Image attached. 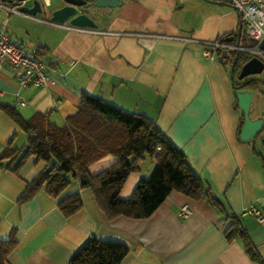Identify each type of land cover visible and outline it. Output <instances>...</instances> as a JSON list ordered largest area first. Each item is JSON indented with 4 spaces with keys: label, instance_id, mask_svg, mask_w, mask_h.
<instances>
[{
    "label": "crops",
    "instance_id": "0c3cea01",
    "mask_svg": "<svg viewBox=\"0 0 264 264\" xmlns=\"http://www.w3.org/2000/svg\"><path fill=\"white\" fill-rule=\"evenodd\" d=\"M121 3L103 10L106 17L95 19L97 28L84 30L52 24V11L62 6L53 0L42 2L45 11L36 20L0 10V30L34 50L55 82L44 89L20 87L5 66L0 103L24 118L49 112L58 126L78 111L82 92L143 114L186 156L219 205L208 195L193 199L172 191L146 219L110 221L91 191L75 184L70 192H80L83 206L65 217L58 200L43 190L30 202H18L43 166L30 158L18 174L0 167V239L14 232L17 242L6 264H68L89 237L125 245L129 253L121 264H264V223L245 214L251 208L264 214V85L249 82L258 76L231 80L233 60L219 61L222 51L212 55L205 44L239 40L249 47L243 27L238 37V13L219 0ZM11 139L15 148L27 143V135L0 110V154ZM115 162L105 156L89 172L96 175ZM154 164L150 157L141 161L119 197L130 198ZM184 205L191 210L187 217L180 215ZM230 229L243 235L236 231L229 240ZM243 238L262 263L251 258Z\"/></svg>",
    "mask_w": 264,
    "mask_h": 264
},
{
    "label": "trees",
    "instance_id": "16d2710c",
    "mask_svg": "<svg viewBox=\"0 0 264 264\" xmlns=\"http://www.w3.org/2000/svg\"><path fill=\"white\" fill-rule=\"evenodd\" d=\"M248 41L247 45L252 47L254 43ZM248 55L238 53L235 72L251 58ZM258 81L253 78L249 82L256 85ZM0 110L27 135V143L22 148H15L13 139L7 143L0 154V167L18 174L30 158L43 165L26 183L18 200L20 204L30 202L43 190L58 200L59 210L70 217L83 206L80 192H70L79 184L80 190L91 191L96 205L110 221L119 216L146 219L172 191L193 199L208 195L212 204L219 205L191 170L186 156L155 121L143 114L124 111L86 92L81 93L78 111L68 116L62 126L51 120L49 112H36L24 118L14 107L2 103ZM108 155L116 158V162L92 175L89 167ZM146 157L155 163L151 175L138 182L130 198L121 199L119 194L127 178L140 171L139 164ZM236 231L243 235L238 229H230L227 232L229 240ZM244 240L251 258L262 263L249 241ZM16 246L14 232L7 240L0 239V264H6ZM128 253V248L121 243L89 237L68 264H121Z\"/></svg>",
    "mask_w": 264,
    "mask_h": 264
},
{
    "label": "built area",
    "instance_id": "2783aa9c",
    "mask_svg": "<svg viewBox=\"0 0 264 264\" xmlns=\"http://www.w3.org/2000/svg\"><path fill=\"white\" fill-rule=\"evenodd\" d=\"M219 1L229 3L238 13L245 35L254 45L244 48L240 44L235 45L219 40L208 41L205 44L210 49L209 53L212 55L218 51H228L231 54L247 53L251 57H257L264 63V48L260 46L261 42L264 41V0ZM19 6H21V3L18 0L12 1V3L0 0V10L7 14H15L30 20H36L33 16L21 12ZM72 29L84 30L78 27ZM230 62L232 64L231 60ZM5 66L12 69L20 87L31 86L36 89H44L55 83L49 75L46 65L38 58L36 52L19 42L12 41L9 34L4 29H1L0 71ZM190 214L191 210L187 205L181 207L180 215L182 217H187ZM245 214L255 217L258 223H264V214L255 208L248 209Z\"/></svg>",
    "mask_w": 264,
    "mask_h": 264
},
{
    "label": "water",
    "instance_id": "95a60500",
    "mask_svg": "<svg viewBox=\"0 0 264 264\" xmlns=\"http://www.w3.org/2000/svg\"><path fill=\"white\" fill-rule=\"evenodd\" d=\"M4 2L12 3L13 0H2ZM21 3L19 10L28 15L37 16L44 14L43 4L41 0H18ZM53 2H60L61 7L52 11L50 20L55 23L64 24L67 23L70 26L78 28H97L96 20L106 17V14L102 13L105 9H114L122 5V0H53ZM30 3L31 5L29 6ZM217 3V2H216ZM87 7V11H82L83 7ZM94 15L92 17L91 15ZM242 31V24L238 32L240 38ZM239 45V40L237 41ZM260 46L264 48V41ZM233 59L231 64V80H234L235 76L237 80H244L251 76H258L256 78L264 85V63L257 57H251L240 67L238 74L235 75V65L238 58L237 55L232 58L228 51H222L219 56V61L224 59ZM264 147V136L261 139Z\"/></svg>",
    "mask_w": 264,
    "mask_h": 264
},
{
    "label": "flooded vegetation",
    "instance_id": "af4514ba",
    "mask_svg": "<svg viewBox=\"0 0 264 264\" xmlns=\"http://www.w3.org/2000/svg\"><path fill=\"white\" fill-rule=\"evenodd\" d=\"M41 2H44V0H41ZM19 8H20V6H19ZM43 11H45L44 8H43ZM82 11H87V7L84 6L83 9H82ZM25 14H26V13H25ZM27 15H28V14H27ZM30 16H32V15H30ZM33 17H34L35 19H37L36 16H33ZM51 23L59 25V23H55V22H52V21H51ZM246 79H248V78H245L244 80H246Z\"/></svg>",
    "mask_w": 264,
    "mask_h": 264
},
{
    "label": "rangeland",
    "instance_id": "374dc122",
    "mask_svg": "<svg viewBox=\"0 0 264 264\" xmlns=\"http://www.w3.org/2000/svg\"><path fill=\"white\" fill-rule=\"evenodd\" d=\"M248 56H250V55H248ZM237 72H238V70H237ZM237 72H235V73H237ZM237 75V74H236ZM236 77V76H235ZM237 80V79H236Z\"/></svg>",
    "mask_w": 264,
    "mask_h": 264
}]
</instances>
